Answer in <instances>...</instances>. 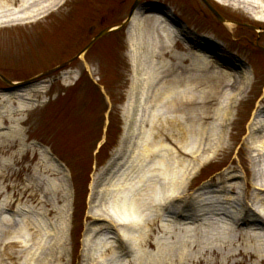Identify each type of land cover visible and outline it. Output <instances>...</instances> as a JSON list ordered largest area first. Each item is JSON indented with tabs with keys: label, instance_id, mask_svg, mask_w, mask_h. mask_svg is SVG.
<instances>
[{
	"label": "rangeland",
	"instance_id": "rangeland-1",
	"mask_svg": "<svg viewBox=\"0 0 264 264\" xmlns=\"http://www.w3.org/2000/svg\"><path fill=\"white\" fill-rule=\"evenodd\" d=\"M133 1L65 0L39 22L0 21V75L19 83L70 62L96 34L122 23ZM207 1L224 23L201 0H142L122 40L105 35L31 91L30 103L35 104L19 113L17 123L22 145L18 132L0 136V264H92L90 256L99 260L107 254L101 245L114 242L115 227L89 211L115 215L102 202L94 203L95 190L105 177L111 178L109 165L125 150L120 146L124 127L131 131L135 122L142 123V107L151 112L147 85L158 67L164 73L165 96L175 101L159 103L158 137L172 147L169 133L178 130L174 120L183 116L191 153L186 155L189 180L174 195L171 214L160 219L166 233L154 227L148 235L153 248L145 247L140 234L131 236L135 253L152 254L143 264H264V239L242 234L248 226L264 234V222L255 220L248 205L249 145L262 148L253 144L257 137L252 128L264 120L258 117L264 108V50L249 42L259 35L258 44L264 47V23L240 9ZM156 14L172 22L177 33L155 54L154 22L148 16ZM129 45L133 50L128 54ZM191 48L230 68L226 75L233 90L243 87L245 96L230 106L231 113H225L219 94L189 66L183 54L194 52ZM9 87L0 79V91ZM110 110L115 119L109 131ZM2 125L8 122L2 119ZM204 220L228 226L226 234L202 235ZM146 231L143 227L141 234ZM121 244L117 239L113 243L115 262L132 264L133 250Z\"/></svg>",
	"mask_w": 264,
	"mask_h": 264
},
{
	"label": "bare ground",
	"instance_id": "bare-ground-1",
	"mask_svg": "<svg viewBox=\"0 0 264 264\" xmlns=\"http://www.w3.org/2000/svg\"><path fill=\"white\" fill-rule=\"evenodd\" d=\"M213 1L240 9L251 19L264 23V0ZM63 2L65 0H0V13H4V15H0L2 17L0 21H13L15 22L13 25L21 24L18 20L31 19V21H36L48 12L56 10ZM148 17L154 22V36L151 40L152 44L154 43L152 45L153 52L156 54L165 45L172 43V39L176 37L177 28L158 14ZM134 20L135 18L132 23ZM130 41L128 39L129 43H131ZM132 49L133 46L130 45V53ZM192 51L194 52L183 54L185 59L189 61V66L219 94L224 104L225 113H231L230 106L237 105L245 96L243 87L240 86L239 90H233L231 80L226 75V72L230 73L228 71L230 68H224L222 65L219 67L218 63L210 61L200 50L192 49ZM130 66L132 70L136 67L133 56ZM163 74L162 69L158 67L152 77L154 88L151 89L150 104L148 105L151 112L148 113L147 107H142L140 115L143 114V120H138H141L142 123L135 122L131 131L124 127L120 146L122 150V146L125 145V150L123 149L122 155L119 153L121 156L109 165L108 173L111 178L105 177L95 190L96 200L94 203L102 202L110 207L115 215L107 212V214L99 216L96 212L89 211L91 216L106 220L115 227L112 233L115 238H113L114 242L117 239L121 241L126 250H133L132 264H143L144 261L147 263V259L153 256L149 254L150 252L140 254L136 251L135 253L131 236L140 234L145 247L153 248L155 243L150 241L148 235L155 228L161 232L166 231L164 225L159 224L160 219L166 213L171 214V201L174 195L183 192L189 180L190 164L186 155L191 153L185 138L186 122L183 116L174 120L178 130L169 133L170 142L175 147L166 145L164 143L166 138L159 139L158 137L159 127L162 126L158 116L159 103L170 106L175 102L173 99H169L172 97L170 94L168 97L165 96L166 93L161 83ZM39 86V84H35L22 89L0 91V136L4 133L9 135L12 132H16L17 135L18 132L17 137L22 145L23 137H21L17 127V123L22 120L19 113L28 110L30 106L35 104L34 102L30 103L32 101L30 93H32L31 91H38L36 89ZM135 86V83L132 82L133 93L136 91ZM180 102H183V99H180ZM258 117L264 119V108L260 110ZM2 119L8 122V126L5 128L2 125ZM146 123H148V129L142 128L143 125L140 126L141 124L146 125ZM253 126L252 131L257 137L253 144L259 142L262 148L257 149L254 145H249L253 152L251 158V165L253 166H251V193L248 205L257 215L255 220L264 222V120L254 123ZM2 129L5 131H1ZM52 168L57 171L54 166ZM237 190L240 195V189ZM216 203L214 201L211 205L215 211H218L219 206ZM185 223L183 225L186 226ZM201 224V234L212 235V237L220 232L226 234L225 229L228 228V226L223 225L214 226L213 222L207 220L201 221ZM143 227H146L147 231L141 234ZM256 228L248 226L243 229L245 231L242 234L254 237L256 241L263 240L264 234ZM253 229L254 231H252ZM114 242L113 240H105L101 248L107 254L105 253L106 255L100 257L99 260L90 256L89 260L92 264H107L108 262V264H118L115 262L118 252L113 246ZM159 252L164 254L161 249Z\"/></svg>",
	"mask_w": 264,
	"mask_h": 264
},
{
	"label": "water",
	"instance_id": "water-1",
	"mask_svg": "<svg viewBox=\"0 0 264 264\" xmlns=\"http://www.w3.org/2000/svg\"><path fill=\"white\" fill-rule=\"evenodd\" d=\"M205 5L206 7L210 10V12L216 17V19L218 21H220L221 23H224L225 20L224 18L208 3L207 0H201ZM142 3H141V0H134L133 4L131 5L130 9H129V12L127 14V17L126 19L120 23L119 25L113 27V28H108V29H103L102 31H100L98 34H96L92 39L91 41L70 61H74L76 59H79L83 54H85L99 39H101L102 37H104L105 35L111 33V32H114V31H118V30H121V29H124V31H127L128 28L130 27L131 23H132V20L136 17L140 7H141ZM170 24H173L172 22H170ZM174 25V24H173ZM94 27H91L90 28V32H92ZM133 50V49H132ZM149 50V48H148ZM130 53V45H129V49H128V54ZM148 53V56H152L153 52H147ZM202 53H205L206 52H203ZM144 55V54H143ZM143 55H142V58H143ZM138 56L137 55V59H138ZM141 57V55L139 56ZM208 57V56H207ZM70 62H66V63H63L51 70H48V71H45L33 78H30L26 81H22V82H19V83H13V82H9L7 81L6 79H4L1 75H0V79L6 83L7 85H9L10 87L7 89V90H15V89H22V88H26V87H30L32 85H35V84H38L40 81L44 80L45 78L47 77H50L51 75H53L54 73L56 72H60L62 70L65 69V67L70 63ZM131 62V60L129 59V63ZM136 62V61H135ZM152 77H150L149 81H148V85L150 87V90L152 89ZM151 92V91H150ZM140 119L143 120V114L140 115Z\"/></svg>",
	"mask_w": 264,
	"mask_h": 264
},
{
	"label": "trees",
	"instance_id": "trees-1",
	"mask_svg": "<svg viewBox=\"0 0 264 264\" xmlns=\"http://www.w3.org/2000/svg\"><path fill=\"white\" fill-rule=\"evenodd\" d=\"M122 32L123 30H118V31H114V32H111V35L115 38H120L121 40L123 39V36H122ZM121 40H120V43H121ZM83 81V80H80V82ZM90 82V81H89ZM91 83V82H90ZM92 84V83H91ZM102 86H104L102 84ZM109 118H110V121H109V125H108V130H112V128L114 127V116H113V112H111L110 110V113H109ZM109 130V131H110ZM109 131H108V134H109ZM73 182H74V177H73ZM73 235V234H72ZM75 237V235H74Z\"/></svg>",
	"mask_w": 264,
	"mask_h": 264
},
{
	"label": "flooded vegetation",
	"instance_id": "flooded-vegetation-1",
	"mask_svg": "<svg viewBox=\"0 0 264 264\" xmlns=\"http://www.w3.org/2000/svg\"><path fill=\"white\" fill-rule=\"evenodd\" d=\"M122 3H123V1H122ZM141 3H142V0H141ZM204 4V3H203ZM132 5V4H131ZM205 5V4H204ZM205 7H206V5H205ZM212 7L214 8V6L212 5ZM207 8V7H206ZM215 9V8H214ZM207 10H208V12L212 15V16H214L211 12H210V10L207 8ZM216 10V9H215ZM215 17V16H214ZM215 19H216V17H215ZM217 20V19H216ZM218 21V20H217ZM32 22H39V20H36V21H31L30 23H32ZM218 22H220V21H218ZM221 23V22H220ZM242 28V27H241ZM245 29H247V30H251V31H253L254 29L252 28V27H244ZM257 34H259V32H257ZM259 35L258 36H256V39H255V41L254 42H249L250 43V45L251 46H253V47H255L256 49H259V50H264V47H261L258 43H259ZM243 39H244V37H243Z\"/></svg>",
	"mask_w": 264,
	"mask_h": 264
}]
</instances>
